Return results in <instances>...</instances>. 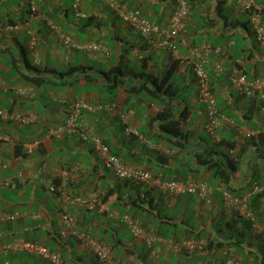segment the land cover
<instances>
[{"label": "crops", "instance_id": "obj_1", "mask_svg": "<svg viewBox=\"0 0 264 264\" xmlns=\"http://www.w3.org/2000/svg\"><path fill=\"white\" fill-rule=\"evenodd\" d=\"M70 2L0 0V102L8 106L13 116L33 117L29 124L19 123L16 117H0V181L11 178L18 181L17 187L0 185V264H99L93 252L86 249L77 238L60 235L61 217L65 211L74 216L80 229L89 230L101 242L113 248L112 255L116 264L184 262L185 256L181 253L183 250H178L177 245L184 239H193L200 230L198 227L193 230L181 221L186 209L190 210L191 206V212L186 213L191 221L193 218L197 220L201 214L205 215V229L214 234L212 222L223 207H219L218 202L208 200L203 209L199 202L192 205L184 201L176 202L179 195L164 196L169 200L164 207L165 212L171 211L175 216L169 226L157 216L154 205L159 203V199L156 198L154 200L158 202H153L150 211L145 209L135 213L144 228V235L136 238L125 219L127 214L134 215L135 210L130 202H125L130 193H136L130 186H123L122 197L101 212L86 210L69 201V196L74 194L96 196L107 185L115 184V175L106 168L103 156L92 150L89 143L80 140L77 128H66L59 136L53 133L54 128L66 118L69 103L84 101L91 104L92 109H82L78 121L80 126L106 138L114 149L121 151L127 162L149 168L164 178L185 175L183 177L188 180L202 177L209 180V166L199 163L195 153H202L201 160L207 155L224 160L228 150L222 143L220 146L213 142L209 136L210 133L205 128L208 116L197 95H193L185 103L174 102L176 116L185 106L191 108L184 126L188 135L182 138L156 137L159 121H152L151 117L162 109V102L136 97L128 102V92L123 84L111 88L94 83L86 85L83 79L77 82L55 72L54 69L61 66L93 60L105 66H113L121 59V53L125 54L124 58L131 64L134 63L135 56L148 54L141 47V38L127 24L119 26L109 20L107 22V8L110 6L106 0H80L79 10L83 13L80 16L76 13L75 0ZM145 2L157 4L159 8L165 4L159 0ZM213 2L216 3L217 0ZM228 2L231 5L235 0ZM256 2L264 7V0ZM32 5L36 8L35 11ZM91 14L103 19L101 25L84 26L83 18ZM257 15L264 24V11ZM231 16L248 20L249 28L243 25L225 28L221 22L213 27L217 29L213 37L204 35L200 41L197 40L198 43L208 48L213 43H224L227 37L233 36L223 46L221 57L225 68H231L240 60L249 78L264 77V43L258 40L253 28L256 15L235 6ZM66 37L78 44L96 41L99 48L93 51L71 50L63 43ZM114 45L117 52L114 49L106 55V51ZM11 54L20 59L18 72L9 60ZM175 57L182 59L183 68L192 54L188 46L176 43L173 47L159 48L155 60L165 67ZM210 58L212 60L215 56L212 54ZM208 69L212 70L211 67ZM146 72H154L152 64H149ZM225 79L226 81L219 80L215 83L216 94L222 102L219 108L224 110L222 113H230V119L223 121L221 131L226 130V137L237 141L236 148L229 152L230 156L236 157L244 137L255 133L253 127L257 130L264 129V112L258 106L251 123L245 122L244 113L250 107L248 97H238V89L227 77ZM124 84L130 83L125 81ZM105 91L112 94L107 95ZM146 92V89L139 92L137 97L144 96ZM147 134H153L151 140V135ZM21 141L24 144L16 152L15 146ZM238 158L239 171L235 173L231 184L237 194L249 199L255 185L260 184L255 177L263 169L262 158L254 148L241 153ZM57 183L59 189L52 191L51 186ZM216 191H222L224 196L226 189L210 186L212 198H216L213 195ZM158 192L160 190L157 188L153 193L157 195ZM225 202L223 206L226 213L230 214L232 205L229 204L230 201ZM9 213L15 215L14 219L6 218L5 215ZM252 213L250 219L253 220V232H260L262 237L264 202H261L258 209L252 210ZM149 238L151 245L147 243ZM32 240H37L42 245L53 242L54 253L60 256V261L53 262L25 249L23 244ZM253 241L254 245L247 246V250L260 253L257 246L259 240L254 238ZM230 254L232 258L236 256L239 261H245L234 249L222 247L209 255H206V251L195 255L201 259L195 264H227ZM255 264L264 263L257 259Z\"/></svg>", "mask_w": 264, "mask_h": 264}, {"label": "trees", "instance_id": "obj_2", "mask_svg": "<svg viewBox=\"0 0 264 264\" xmlns=\"http://www.w3.org/2000/svg\"><path fill=\"white\" fill-rule=\"evenodd\" d=\"M115 1H117L121 5L126 6L130 11H133L136 14H139L140 16L146 17L150 21L157 23L163 29L167 26L168 21L170 17L172 16V13L178 1L180 0H159V2L165 3L162 8H159L157 4L152 5L150 2H145V0H115ZM184 1L186 2L187 7H188V14L184 20V25L182 26V29L179 32L176 40L172 42L173 46H175L176 43L183 44L182 40L186 39L188 44L185 46H188L189 48L201 47L203 49H208L210 51L209 53L211 57L212 54L213 56L216 55L214 51L215 47L217 46L223 47L224 44L225 43L227 44L230 41V38L233 37V36L227 37L225 42L224 43L221 42L219 45H216L213 43L208 48L200 45L197 40L200 41L202 36L205 35V36L213 37L217 33V29L213 27L218 25V23L222 22V26L225 28L227 27L235 28L238 25H243L244 27L249 28L248 20L243 21L238 17L234 18L233 16H231L232 11L235 9L236 3H233L230 5L228 0H217L216 3H214L213 0H184ZM109 6L110 7L107 8V13L109 12V14L107 15V22L110 21L113 24L115 23L119 26L127 24L130 27L131 31L135 32V35L137 33L136 36L139 39L141 38L140 40L143 41V44L141 47L145 51H148V54L144 55L145 53L144 54L142 53V54L135 56L134 63H131V64L128 61H126V59L124 58L125 54L121 53V59H119V61L113 66H105L101 62H97L93 60L90 62H84V63H79V64H69L63 67L61 66L57 69H54V71L55 72L57 71L60 74H62L60 76H62L63 78L69 77L71 79H74L77 82L83 79L86 85L90 83H94V84H98V86H101V87L108 86L109 88H111V87H114V86L116 87L120 84H123L128 92V96H127L128 102L129 100L135 97L136 99H142V100L148 99L153 102L160 101V103L162 102L163 104L162 109H160L154 116L151 117L152 121H159V124L157 126L158 133L155 134V136L156 137L167 136V138H172V137L182 138L184 136H187L188 131L186 130L184 126L186 125L187 118L191 114V108H189L188 106H185L181 110V113L176 116L174 114V109H175L174 102H177L179 104L182 102L184 103L188 102L189 99L193 95H197V98H198V83H197V78L194 74L195 60L185 63L184 64L185 66L181 68L182 59L175 57V58L170 59L168 64L165 67H162V64L159 65V62L155 60V57L158 54V49L162 47L158 46L157 44H151L150 42H148L146 38H144L139 32H137L133 27H131L122 18L118 10H116L113 6L111 8L110 4ZM151 9L152 11H150ZM260 11L261 13H263L264 11L263 6H261ZM213 13L215 14L213 15ZM102 20L100 19V17H97L94 14H91L83 18V24L84 26L90 25V24L101 25V23L103 22ZM115 47L116 46L114 45L112 46V48L108 49L109 51H106V55H109L115 49ZM164 48H168V47H164ZM85 51H88V50H85ZM202 52L204 53V50H202ZM9 58H10L9 60H11L12 64L14 65V70L18 72L17 70L19 68L18 61H20V59L15 57L13 54L9 55ZM149 64H152V67L154 68V72L153 73L151 72L148 74L146 72V69L149 67ZM232 67L229 69H226L227 71L225 73V77H223L224 75H221L219 77H213L211 74V71H209L211 75L212 83L215 85V83L219 80L226 81L225 78L227 77L228 80L233 85L229 77V74H228V72L231 71ZM36 81H39V80L37 79ZM49 81H53V80L49 79ZM125 81H129L130 84H124ZM133 89H134V92H133ZM145 89L147 90L146 94L144 96L141 95L137 97V94L141 91H144ZM213 89L216 94V87L214 86ZM238 91H239L238 97L239 96L248 97L247 102H249L250 107L244 113V120L247 123H251L252 119L254 118V116L256 115L258 111L259 99L257 98V96L249 97L245 92L241 90H238ZM216 96H217L218 110L220 112L221 111L223 112L224 110L223 109L221 110L219 108V104L221 105L222 102L217 94ZM257 101H258V104H257ZM223 103H224V106L227 108L226 101H224ZM0 105L6 110H8L9 113H12L11 110L7 108L8 106L7 107L4 106L1 102H0ZM224 114H226L228 117L230 115L229 112H225ZM80 116L81 114L78 117L77 124L75 127L78 129L80 140L83 141L84 143H89L92 147V150H96L98 153H100L95 148L93 142L90 139L83 140L82 131H87L89 133H94L96 135H99V134H97L96 132H91L87 128L80 126L78 122ZM207 120H208V117H207ZM206 124H205V128L207 129ZM56 127L57 126H55L54 129H56ZM253 128L255 130V133L254 134L249 133V135H246L244 137V142H242V145L240 146V149L238 152V156L236 157L230 156L229 152L232 148L234 149L236 148L237 141L232 138L228 139L226 137L227 135L226 130L223 132L221 131L222 125L219 127V130L217 132V137H214V135H212L207 130V132L210 133L209 136H211V139L213 142H217V144H219L220 146L222 144L225 145V149L228 150L227 154H225L226 158L224 160L222 158H215L214 155L212 156L207 155L204 159L201 160V156H203L202 153L198 151L195 153V156L199 163H203V165L209 166L211 170V173H210L211 176L209 180H205L203 179V177L201 179L193 178L191 180H188L187 178L183 177L185 175L183 176L177 175L174 177L164 178L160 174L155 173V172L154 173L157 176L165 180L180 179L183 182H193V181L195 183L203 182L209 185V189H210V186L225 188L228 193H230L233 196H237L239 194L236 193V189L234 188V186H232L231 182L233 178L235 177V173L239 171L240 158L238 157L241 156V153H245L251 148H254L255 150L259 152V155L262 158V166H264V129L257 130L255 126ZM149 135L151 134H147V136ZM100 137L110 147L113 153L117 154L118 156H120V158H122V160L126 161L121 155V151L114 149L112 144L106 138L104 139L102 136ZM151 137H153V134L150 136V140H151ZM23 144L24 142L20 144H16L15 146L16 152H18V149L21 148ZM104 162H105V159H104ZM130 163L135 164L132 162ZM106 168L108 170H111L107 165H106ZM114 175H115V178H114L115 184L107 185L95 196L99 200V202H101L100 207H102L103 210L105 208H108L109 205H112L118 199L122 197V194H123L122 187L123 186H130L129 187L130 189L136 190V193H134V195L133 193H130L131 194L130 197L125 201L127 203L130 202L131 206L135 207L134 215L130 213V216L136 220L137 217L135 213L141 210H145V209L146 210L149 209L150 211L151 207L154 205L153 202H158V201H155L154 199L158 198L159 203H157V205H154V207H156L157 209V216L161 217V219L163 221H166L168 225L170 226L169 223H171L170 221H174L175 216L173 213H171V211L165 212L166 208L164 207L167 206L168 204L167 202H169V200H166L164 196H167V195L163 194L161 191L158 192L157 195H155L153 192L157 188L154 187L153 185L146 184L144 181L133 180V179H122L118 177L117 174L114 173ZM255 178H257L260 181L259 183L264 186V168L260 171V174H258ZM55 185H58V183ZM211 192L209 193V190H208V192L205 195H201L200 190H196L195 192H185V193L178 194L179 196L176 198V202L184 201V202H188V204H191V205L193 203L197 204L199 202V204L204 209L205 208L204 205L209 200L210 202H218V204L221 205V206L220 205L218 206L223 207V208L216 214L212 222V228H213L214 234L216 235H214L212 232L206 231L205 224L203 223L205 219V215L201 214L197 220H194L193 218V221H191L190 217H187L186 215V213L191 212V206L189 207L190 210L186 209V211L184 212L183 219L181 221L191 226L193 230H195L196 227L200 228L199 233L195 235L193 239L192 238H189V239L191 240L196 239V241H200L202 239L205 242V246L203 250L196 249L192 251L182 246L183 248H181L180 251L183 250L181 253L183 256H185L184 262L182 260H178V262H175L172 264H195L199 260L201 261V259L195 255L200 254L203 251H206V255H209L210 252H215L219 248H222V247H225L227 249L232 248L234 249L237 255L244 257L245 261H239L238 258L234 255L235 258L234 257L233 258L239 261L240 264H252V263L255 264V262L257 263V259L264 263V241L263 239H261L262 237H261L260 232H253V229H252L253 220L244 216L239 211H236L234 207L230 208L231 209L230 214L226 213V209L223 205H224V202L227 200L224 197L225 195L223 196V192L222 191L221 193L217 191L214 192L213 195L216 198H212ZM74 195H77V194H74ZM80 195H83V194H80ZM239 196H242V195H239ZM247 202L251 210L258 209L261 205V202H263L262 193L260 192L251 193L250 192L249 199L247 198ZM86 210H90V209H86ZM103 210L96 209V210H90V211L101 212ZM10 219H14V218H10ZM136 221L139 222L140 220L137 219ZM76 224H77V221H76ZM173 226H175V224ZM60 228H61L60 235L62 237L63 236L75 237L80 242H82L81 239L72 235L71 233L63 234V222L61 223ZM80 231L90 233L92 236H94L89 230L80 229ZM162 234L167 235V233H162ZM254 238L259 240L257 246H258V250L260 251V253H257L252 249L247 250V246L254 245V241H253ZM51 239H53V237ZM189 239H184L180 241L179 244ZM29 242L37 243L39 241L32 240ZM45 245H47L51 251L54 250L53 252H55V245L53 244V242L45 244ZM85 248L88 249L86 246ZM109 248L112 252L113 248L111 247ZM261 255H263L262 258H261ZM95 257L98 263L100 264L98 257L96 255ZM186 257L188 260H186ZM229 257L232 258L231 254L229 255ZM113 261L115 263L114 257H113Z\"/></svg>", "mask_w": 264, "mask_h": 264}, {"label": "built area", "instance_id": "obj_3", "mask_svg": "<svg viewBox=\"0 0 264 264\" xmlns=\"http://www.w3.org/2000/svg\"><path fill=\"white\" fill-rule=\"evenodd\" d=\"M106 1L116 10H118L122 18L144 38H146L148 42H150L151 44H157L160 47H173L172 42L176 40L179 32L182 29V26L184 25V20L188 14V7L186 2L184 0L178 1L172 13V16L168 21L167 26L162 29L161 26L157 23L150 21L146 17L140 16L133 11H130L126 6L119 4L117 1ZM75 3L77 8V15H83L82 11L79 10L80 0H75ZM235 3L237 7L245 10H256L258 8L255 0H235ZM32 8L34 11L36 10L34 5H32ZM253 14L256 15V18L253 21V28L255 30L256 36L260 42L264 43V24L257 17V14H259L257 11H254ZM63 43L68 47V49L71 50L82 49L93 51L99 48L96 41H86L82 44H78L76 42H73L69 37H66ZM182 43L184 45L188 44L186 39L182 40ZM189 49L192 54L189 62L194 61V58L198 59L194 62V74L197 78L198 83V100L205 104V111L208 116L206 126L211 134L214 135V137H217V132L223 121H229L230 118L226 114L218 110L217 96L213 89L215 85L212 83L211 75L209 72L210 70L208 68H212L211 74L213 77H219L226 73L227 70L221 57L223 47H215L214 51L216 55L212 60L210 58V51L208 49H203L201 47H193ZM202 50H204V53L202 52ZM228 74L236 89L245 92L249 97L257 96V98L259 99V107L264 112V77L255 76L253 78H249L243 63L240 60H237L233 64V67L231 71L228 72ZM83 108L92 109V105L84 101L69 103L67 116L63 121L64 123L60 122L57 125L56 129H54L53 133L59 136L62 132L65 131L66 128H75L78 117L82 113ZM0 117H16L17 121L21 124H29L33 120V117L29 115L13 116V114L9 113L8 110L3 108L1 105ZM82 138L83 140L90 139L93 142L95 148L103 155L106 165L115 174H117L118 177L122 179L144 181L146 184L153 185L154 187L158 188L163 194L169 196H175L185 192H195L196 190H200V194L205 195L209 190V185L206 183H195L194 181L183 182L180 179L165 180L143 166L128 163L122 160L120 156L113 153L110 147L102 140L99 135L89 133L87 131H82ZM0 185H4L6 187H17L18 181L12 178L5 179L3 181H0ZM58 189V185L54 184L51 186L52 191H57ZM259 192L262 193L264 202V186L261 184H256L253 193ZM225 198L227 201H230L229 204H231L236 211H239L241 214L248 218L252 217L253 213L248 206L246 197L233 196L226 191ZM69 201L73 204L80 205L85 209L103 210V208L100 207L101 202H99V200L95 196L77 194L69 196ZM5 216L6 218L15 217L13 213H9ZM125 219L134 237L140 238L144 235V228L138 221H136L128 214L125 216ZM62 222L63 234L71 233L72 235L81 239L83 244L98 257L100 264H115L110 248L103 242H101L97 237L92 236L90 233L80 231L76 224L75 218L67 211H65L62 215ZM262 239L264 241V230L262 231ZM147 243L151 245V238L147 239ZM182 246L191 251L196 249L203 250L205 242L189 239L185 240L181 244H178V250L183 248ZM23 247L30 252H35L45 258H49L53 262L58 263L60 261V256L51 251L50 248L45 245L28 241L23 244ZM227 264L240 263L234 258H229L227 260Z\"/></svg>", "mask_w": 264, "mask_h": 264}, {"label": "clouds", "instance_id": "obj_4", "mask_svg": "<svg viewBox=\"0 0 264 264\" xmlns=\"http://www.w3.org/2000/svg\"><path fill=\"white\" fill-rule=\"evenodd\" d=\"M255 2H256V0H255ZM256 4H257V6H258V8L256 9V10H246V11H251L252 13H254V11H257L258 13H261V11H260V9H261V6H259V4L256 2ZM239 8V7H238ZM241 9V8H240ZM243 10H245V9H243ZM254 32H255V30H254ZM208 121V120H207ZM207 123V122H206ZM208 130V129H207ZM209 131V130H208ZM210 132V131H209ZM211 133V132H210ZM167 196H169V195H167ZM113 256V255H112Z\"/></svg>", "mask_w": 264, "mask_h": 264}, {"label": "rangeland", "instance_id": "obj_5", "mask_svg": "<svg viewBox=\"0 0 264 264\" xmlns=\"http://www.w3.org/2000/svg\"><path fill=\"white\" fill-rule=\"evenodd\" d=\"M68 2H70V0H68ZM70 3H71V2H70ZM84 37H86V34H84ZM85 42H86V41H85ZM82 43H84V42H81V44H82ZM117 50H118V49H117V48H115V51H116V52H117ZM116 56H117V54L115 55V57H116ZM87 61H88V60H87ZM105 94H107V95H111V94H112V92L105 91ZM105 94H104V95H105ZM261 167H263V168H264V166H261ZM250 184H251V183H250Z\"/></svg>", "mask_w": 264, "mask_h": 264}]
</instances>
